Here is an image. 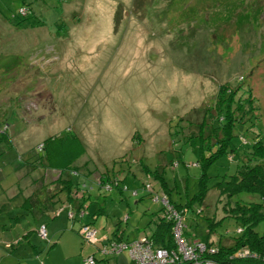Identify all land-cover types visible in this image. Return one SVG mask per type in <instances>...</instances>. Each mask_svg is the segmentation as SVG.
Instances as JSON below:
<instances>
[{
    "label": "rangeland",
    "instance_id": "374dc122",
    "mask_svg": "<svg viewBox=\"0 0 264 264\" xmlns=\"http://www.w3.org/2000/svg\"><path fill=\"white\" fill-rule=\"evenodd\" d=\"M226 81L253 95L257 117L237 123L232 137L246 148L258 133L264 136V0H0V124L7 121L13 140L0 156V264H48L47 237L38 232L44 222L60 228L50 243L56 264H134L127 247L105 258L111 254L104 257L86 241L81 226L95 228L106 242L150 233L165 193L143 164L164 165L173 199L191 196L200 173L196 122L209 116L204 107ZM67 129L85 145L81 171L86 164L94 170L64 171L82 179L78 199L85 211L74 220L67 203L55 205L56 216L21 206L36 187L44 188L42 196L64 197L61 184L40 180L33 168L22 173L39 143ZM236 160L226 153L209 164L208 185L233 172ZM106 172L117 182L111 188L94 179ZM248 197L256 195L231 199ZM226 203L211 188L203 203L187 207L186 238L209 230L216 242L238 236L241 221L222 217L233 204ZM207 215L219 221L211 224ZM255 229L264 233V219ZM27 232L36 233L38 253L25 240L15 243ZM11 250L15 255L6 257ZM94 252L96 261L85 263Z\"/></svg>",
    "mask_w": 264,
    "mask_h": 264
},
{
    "label": "trees",
    "instance_id": "16d2710c",
    "mask_svg": "<svg viewBox=\"0 0 264 264\" xmlns=\"http://www.w3.org/2000/svg\"><path fill=\"white\" fill-rule=\"evenodd\" d=\"M24 8L26 9L27 7ZM26 12L25 10L23 14H26ZM238 89V87L231 88L227 81L219 83L215 94V101L212 105L209 104L204 107V112L209 111V116H204L199 122H196L197 134H195L200 140L199 157L196 162L200 167V173L196 181V189L191 196H187L184 202L177 201L171 197L172 187L166 181L164 175L165 167L162 163L156 164L154 168H149L146 164H143V168L150 176L159 181L161 189L172 207L183 216V222L187 207H192L193 203L197 201L203 203L209 189L214 188L217 190L219 196L225 195L227 197L226 204H229L231 201L233 204L229 205L228 210L225 211L222 217L231 216L239 219L242 223L241 226H238L240 234L234 239L230 238L227 242H221V238H218L216 242L210 238L211 230H209L207 235L199 238L205 240L208 244H216L218 246V251L211 255L214 259L230 264H264V233H260L255 229V225L264 219V136L258 133V135L250 140L249 146L242 149L233 143L232 137L235 134L234 127L236 124L250 121L254 123V119L257 117L255 113L256 106L253 103V95L250 90L245 95H241V91L239 92ZM181 132L185 134L183 129H181ZM9 137L8 123L7 121H3L0 124V156L5 151L2 142L9 145ZM42 142L43 146L35 160L31 162L26 161L30 164H35V161H39L40 166L44 168L40 180L45 179L44 182L48 180L49 183L55 182L57 185L61 184L59 190L65 192L64 197H58V194L53 191L49 194L44 193L45 195L42 196L40 193H43L42 190L44 188L41 190V188L36 187L34 192L23 198L21 206L26 210L39 209L42 214L53 211V213H56L52 215L56 216L59 208L57 209L55 205L57 203H67V206L64 207L67 208L68 216L73 220L79 218L85 211L84 199H78L79 196H82L79 193L80 189H82V179L77 177L74 180L71 176L65 175L64 171H76L83 175H89L94 171L93 168L87 167L86 162L88 163V159L84 161L86 164L84 172L81 171L80 164L77 163V160L85 153V145L79 135L71 132L70 129L60 134L50 135ZM226 153L236 154L237 162L234 171L223 174L220 179L209 186L206 167L217 157ZM94 179L98 186H103L107 182L111 188L117 184L116 179L111 180L108 172L100 173ZM150 192H152L151 189ZM240 193H247L249 196L250 194H254L256 198L231 199L233 195H239ZM162 209H164L163 214L159 215L158 219L155 220L151 232L143 236L148 237L155 246L175 247L172 230L174 221L165 215L166 208L164 204L162 205ZM82 211L83 213H81ZM201 211L202 208L197 212L201 213ZM70 213L72 214L70 215ZM207 217L210 218L213 215H207ZM210 219H212L211 224L219 221H213L214 217ZM28 234L29 232L23 233L22 237H19L15 243L20 244L23 242L22 240H25L30 244L31 248H35V245L29 240ZM182 235L186 238L184 226ZM45 237L47 236L45 235ZM140 237L137 236L135 239ZM106 238L104 237L101 242L109 243L112 239L123 240L119 234L110 239L108 238V242H106ZM123 241L130 242V240ZM94 244L98 251L100 243ZM123 249L112 252L111 255H107L106 257L105 254L103 256L105 258L112 255L115 256ZM244 250L254 251L256 252V256H244L242 255ZM95 255V252L89 255L93 257L92 263L96 261ZM84 262L88 263L87 258ZM132 262L135 264L133 260Z\"/></svg>",
    "mask_w": 264,
    "mask_h": 264
},
{
    "label": "built area",
    "instance_id": "2783aa9c",
    "mask_svg": "<svg viewBox=\"0 0 264 264\" xmlns=\"http://www.w3.org/2000/svg\"><path fill=\"white\" fill-rule=\"evenodd\" d=\"M22 10V12H24ZM43 146V142L39 143L40 149ZM110 188V184L107 182L104 184ZM145 187L149 188L150 184L145 183ZM155 199H159L160 196L155 194ZM163 204L165 205V215L167 218L172 219L173 234L175 239V247L155 246L151 240L142 236L130 242L123 240L112 239L109 243H102L104 237H98L97 230L87 224L81 226L80 232L84 236L85 240L92 243H100L98 250L104 254H111L125 247L128 248L131 259L135 264H230L225 261L214 259L211 255L218 251L216 244H208L201 238L186 239L182 235V229L184 226L183 216L175 210L167 196L164 194L162 197ZM83 213V211L81 212ZM72 213H70L71 215ZM39 233L45 236V225H41ZM244 256H256V252L247 250L243 251ZM88 262H93V257H87Z\"/></svg>",
    "mask_w": 264,
    "mask_h": 264
},
{
    "label": "crops",
    "instance_id": "0c3cea01",
    "mask_svg": "<svg viewBox=\"0 0 264 264\" xmlns=\"http://www.w3.org/2000/svg\"><path fill=\"white\" fill-rule=\"evenodd\" d=\"M8 126H9V124H8ZM9 139H10V145L11 144H13V140H12V135L10 134V137H9ZM2 146H3V148H4V150L7 148V146L8 145H6L4 142H2ZM85 150H86V148H85ZM81 158V157H80ZM79 158V159H80ZM39 166H40V162L39 161H37L35 164H30V163H28L27 164V167H26V170H24L23 171V173H22V176H23V178L28 174V170H27V168H33V171H31L30 173H33L35 170L37 171V173H39L40 175H42L43 174V170H44V168L42 167V166H40L41 168L39 169ZM28 176H32V174L31 175H28ZM39 178H40V176H39ZM30 179H33V178H30ZM25 180V179H24ZM30 182V181H29ZM41 184H43V183H41ZM26 187V185H23V189H26L25 188ZM32 192H30V193H27L26 195H29V194H31ZM42 213V212H41ZM56 212H54L53 214H55ZM42 215H44V213L42 214ZM40 218V217H39ZM42 219V218H41ZM40 219V220H41ZM42 221V220H41ZM45 224V226H46V229H45V235L47 236V239H46V242H47V244H45L46 246H45V248H46V250L44 251L45 252V254H46V258H48V259H50V262L48 263V264H56V262H55V259L54 258H52L51 257V255H50V253H51V250H52V247H53V245L52 244H50L51 242H52V240H53V238L55 237V235H57V231L60 229L59 227H57L56 225L55 226H51L50 227V230H49V227L47 228V222H44L42 225H44ZM41 227V226H40ZM38 232H39V230H38ZM34 234H36V233H32L31 235H29V240L35 245V248H31L32 250H33V252L34 253H38L39 251H40V248H39V245H40V243L39 242H37V241H34ZM6 243L7 244H12V243H14V240H8V241H6ZM54 243H55V241H54ZM19 244V243H18ZM23 244V242H21V245ZM20 245V244H19ZM20 245V246H21ZM24 247H26L27 245H23ZM17 248H19L18 247V245L16 246V248L15 249H17ZM12 249H14L13 248V245H12ZM9 254H12V255H15V252H14V250H13V252H12V250H11V253H8V255H6V257H12L11 255H9Z\"/></svg>",
    "mask_w": 264,
    "mask_h": 264
}]
</instances>
